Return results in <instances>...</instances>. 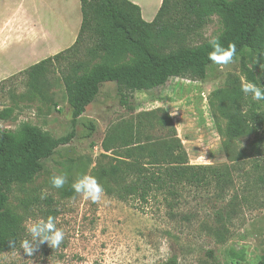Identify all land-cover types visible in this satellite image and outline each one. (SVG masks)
Instances as JSON below:
<instances>
[{
  "label": "rangeland",
  "instance_id": "rangeland-1",
  "mask_svg": "<svg viewBox=\"0 0 264 264\" xmlns=\"http://www.w3.org/2000/svg\"><path fill=\"white\" fill-rule=\"evenodd\" d=\"M218 32L214 16L185 44L200 45ZM95 43L87 38L67 53L36 88L26 75L0 84V113L11 111L7 120H0V129L15 131L28 123L55 139L71 133L60 71L72 63L105 62L104 57L89 56ZM260 71L264 74V66ZM247 83L240 59L234 57L228 65H212L203 79L173 78L148 92H120L116 83L103 84L70 144L57 149L32 183L15 186L10 194L11 213L22 221L23 239H30L28 223L54 217L63 242L58 248L41 244L31 256L19 247L1 254L0 264H264V130L249 127L239 137L231 131L235 89L241 92L244 110L256 105L264 111V101L254 102L241 91ZM141 121L150 143L161 150L181 146L189 165L228 171V181L203 190L186 186L173 211L161 195L147 202L122 201L108 196L101 183L104 193L98 203L76 195L71 184L79 176L95 177L100 166L107 169L116 164L117 155L126 154L127 136L115 144L117 152L105 153L111 131L124 133ZM53 175H66L68 182L55 189Z\"/></svg>",
  "mask_w": 264,
  "mask_h": 264
},
{
  "label": "trees",
  "instance_id": "trees-1",
  "mask_svg": "<svg viewBox=\"0 0 264 264\" xmlns=\"http://www.w3.org/2000/svg\"><path fill=\"white\" fill-rule=\"evenodd\" d=\"M80 2L83 20L75 45L31 67L24 75L30 86L36 88L50 67L92 37L96 43L89 56L104 57L105 62L97 66L72 63L60 71L71 110V133L55 139L28 123L15 131L0 129V255L19 248L23 240L22 221L10 209L13 188L32 183L57 149L70 144L79 119L96 100L103 84L116 83L120 92H148L173 78H205L214 65L208 59L209 41L197 46H186L185 42L214 16L219 23L215 37H219L225 48L235 44V57L240 59L247 80L258 86L264 80L260 71L264 66V0H163L151 23L141 18L140 8L129 0ZM256 58L260 60L257 63ZM107 61L119 64L111 65ZM233 98L236 102L231 118L233 135L242 136L249 127L264 130V111L256 105L244 110L239 104V89L234 90ZM10 113L2 111L0 120H7ZM143 122L124 133L112 130L104 142L105 153H111L117 152L115 144L121 142L122 136L130 139L126 154L117 155L116 164L107 169L100 166L95 172V178L104 184L108 196L147 202L161 195L173 211L174 201L181 197L186 186L203 190L214 182L219 185L228 181V171L189 165L180 152L181 146L161 150L150 143L151 137L146 134L147 126Z\"/></svg>",
  "mask_w": 264,
  "mask_h": 264
},
{
  "label": "crops",
  "instance_id": "crops-1",
  "mask_svg": "<svg viewBox=\"0 0 264 264\" xmlns=\"http://www.w3.org/2000/svg\"><path fill=\"white\" fill-rule=\"evenodd\" d=\"M151 23L163 0H129ZM80 0H0V84L72 48L82 26Z\"/></svg>",
  "mask_w": 264,
  "mask_h": 264
},
{
  "label": "clouds",
  "instance_id": "clouds-1",
  "mask_svg": "<svg viewBox=\"0 0 264 264\" xmlns=\"http://www.w3.org/2000/svg\"><path fill=\"white\" fill-rule=\"evenodd\" d=\"M208 43L211 48L208 53V59L214 65L222 66L234 62V57L236 56L235 44H229L225 48L219 37H213ZM241 91L254 102L264 101V86L249 82L241 87ZM170 114L173 115V113ZM67 182L66 175H53L50 178L51 187L55 189L63 188ZM71 189L76 195L81 196L85 200H91L93 203H98L104 193L103 186L98 182L97 178L88 174H82L72 182ZM26 233L30 239H23L19 243L20 248L29 256L41 244L47 243L52 248H58L64 239V233L56 227L54 217L28 223L26 225Z\"/></svg>",
  "mask_w": 264,
  "mask_h": 264
}]
</instances>
